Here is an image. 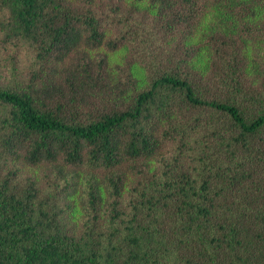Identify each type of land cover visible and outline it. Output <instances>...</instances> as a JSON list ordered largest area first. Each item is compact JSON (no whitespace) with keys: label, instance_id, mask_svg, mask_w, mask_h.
<instances>
[{"label":"trees","instance_id":"obj_1","mask_svg":"<svg viewBox=\"0 0 264 264\" xmlns=\"http://www.w3.org/2000/svg\"><path fill=\"white\" fill-rule=\"evenodd\" d=\"M110 12L115 38L94 0H0L32 58L0 83V264H264V0Z\"/></svg>","mask_w":264,"mask_h":264},{"label":"rangeland","instance_id":"obj_2","mask_svg":"<svg viewBox=\"0 0 264 264\" xmlns=\"http://www.w3.org/2000/svg\"><path fill=\"white\" fill-rule=\"evenodd\" d=\"M94 1H95V5L98 8H103V9L105 8L106 16H108L110 19L111 31L109 32V36L114 38L118 37L120 35L119 30H121L122 27L118 26L115 23L117 18L112 15L110 10L111 8H114L116 5H122L124 10H126L130 8L133 0H112V1L94 0ZM161 37L162 35H160V38ZM162 38L161 40H158L156 44L163 47L165 46V44ZM139 49L141 50V52L143 51L140 42H138L137 45L130 43L124 50L111 54L109 56V66L111 68V71L119 73L120 71L125 70L128 66L129 61L138 56V55L137 56H133V55L135 54V52L138 53ZM14 50L17 51L16 55H13ZM150 52L151 51H149V53ZM31 63H32V58L27 50L23 48L21 50L19 48H15V49L3 48L0 43V83H5L14 80L15 78H17V80L24 79L28 73V70L30 69ZM137 70L140 71L139 69ZM22 173L24 177H32L33 179H35L41 186L51 183V181L49 182L47 179L45 180V178L47 177L53 178L50 169L44 167L24 168V170H22ZM43 181L46 182L44 183ZM83 222H84V218L80 212L74 214L72 223L74 224L75 227L77 228H80V226L82 227Z\"/></svg>","mask_w":264,"mask_h":264}]
</instances>
